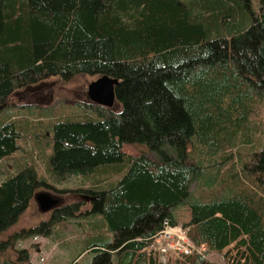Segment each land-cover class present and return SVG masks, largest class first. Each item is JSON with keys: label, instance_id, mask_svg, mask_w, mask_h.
<instances>
[{"label": "trees", "instance_id": "1", "mask_svg": "<svg viewBox=\"0 0 264 264\" xmlns=\"http://www.w3.org/2000/svg\"><path fill=\"white\" fill-rule=\"evenodd\" d=\"M78 74L116 78L120 110L83 103L38 123L49 133L53 182L101 167L122 171L105 186L83 190L97 231L83 250L90 264H160L147 249L166 224L177 226L179 204L188 206L184 227H193L198 245L225 264H264V199L256 193V199L196 198L190 188L204 168L188 150L205 136L209 141L219 124L227 132L223 122L240 95L217 109L231 85L244 79L264 91V0L257 11L251 0H0V107L17 89L48 77L65 83ZM22 130L13 115L0 121V161L20 149ZM123 144L144 145L154 158L128 155ZM253 157L255 173L263 176L264 145ZM44 187L54 188L27 162L0 181V236ZM78 211L75 203L56 208L52 226L41 222L22 236H49L53 225ZM6 244L0 241V251ZM28 261L20 249L17 259L0 264ZM176 264L218 263L195 255Z\"/></svg>", "mask_w": 264, "mask_h": 264}, {"label": "rangeland", "instance_id": "2", "mask_svg": "<svg viewBox=\"0 0 264 264\" xmlns=\"http://www.w3.org/2000/svg\"><path fill=\"white\" fill-rule=\"evenodd\" d=\"M251 1L253 9L257 11L259 0ZM194 2L199 4L201 0ZM238 18L240 21L239 16ZM100 76L78 74L65 83L60 82L57 77H48L15 90L0 107V121L13 115L23 129L20 149L0 161V181L15 173V170H20L27 162L54 187L38 189L17 222L1 234L0 241L6 240L7 244L5 250L0 251V260H15L18 250L22 249L26 250L29 256L26 264H71V262L90 264L92 256L83 250L87 237L97 231L90 227L86 215L90 206L89 199L83 190L96 185L105 186L117 179L122 171L112 167H101L87 177L69 176L61 182H53L47 169L48 154L51 153L49 133L45 129L42 131V125L38 121L47 123L52 118L72 114L78 104H94L87 95V89L88 85ZM245 89L248 92L247 96L244 93ZM239 95L241 102L239 100L231 110L229 121L223 122L227 132L220 130L222 125L219 124L216 126L215 134L207 137L209 141H206L205 136L204 143L195 142L196 148L192 147V144L188 146L190 159L201 160L204 168L203 174L192 183L190 188V192L196 198L208 199L221 194H237L256 199L254 196L256 193L264 199V175L256 174L252 165L253 153L264 145V91L259 90L253 83L240 79L237 88L231 85L229 93L223 95L217 112L233 104V98ZM105 110L118 112L120 104L115 101L111 108L105 107ZM47 112L49 117L46 115ZM90 112L96 113L93 110ZM122 150L131 156L143 153L154 158L144 145L123 144ZM206 182L210 183L209 187ZM39 193L48 194L57 203L50 210L42 211L35 198ZM73 203L77 204L79 209L76 216L53 225L49 236H22L25 229L39 225L41 222L52 226L50 223L52 212L56 208ZM174 213L177 216V225L184 227L190 217L188 206L179 204L174 208ZM187 227L190 229L191 237L194 229L192 226ZM195 244L198 245L196 242ZM147 251L154 252L150 247ZM204 257L218 264H225L218 253L208 251L207 247ZM179 260L180 256L176 254H170L164 263H161L157 257V263L160 264H176Z\"/></svg>", "mask_w": 264, "mask_h": 264}, {"label": "built area", "instance_id": "3", "mask_svg": "<svg viewBox=\"0 0 264 264\" xmlns=\"http://www.w3.org/2000/svg\"><path fill=\"white\" fill-rule=\"evenodd\" d=\"M189 227L166 224L152 240V250L156 252L161 263L167 260L170 254L179 256H205L206 244L196 245L190 237Z\"/></svg>", "mask_w": 264, "mask_h": 264}, {"label": "water", "instance_id": "4", "mask_svg": "<svg viewBox=\"0 0 264 264\" xmlns=\"http://www.w3.org/2000/svg\"><path fill=\"white\" fill-rule=\"evenodd\" d=\"M118 80L102 74L97 80L88 85L87 95L94 104L111 108L116 101L115 86ZM36 201L42 211L50 210L56 203L51 196L45 193L36 195Z\"/></svg>", "mask_w": 264, "mask_h": 264}, {"label": "crops", "instance_id": "5", "mask_svg": "<svg viewBox=\"0 0 264 264\" xmlns=\"http://www.w3.org/2000/svg\"><path fill=\"white\" fill-rule=\"evenodd\" d=\"M150 248H152V246H150ZM153 253H154L155 256L157 255L156 252H153Z\"/></svg>", "mask_w": 264, "mask_h": 264}]
</instances>
